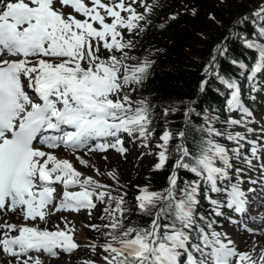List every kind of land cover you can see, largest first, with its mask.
<instances>
[{"label":"snow or ice","instance_id":"1","mask_svg":"<svg viewBox=\"0 0 264 264\" xmlns=\"http://www.w3.org/2000/svg\"><path fill=\"white\" fill-rule=\"evenodd\" d=\"M172 7L0 0V264L82 246L81 264H264V112L249 106L264 104V0L210 6L208 54L157 131L139 90L159 50L137 49L147 31L200 14L198 0ZM134 147L150 165L135 185L111 159ZM60 210L98 219L87 224L97 237L78 242Z\"/></svg>","mask_w":264,"mask_h":264},{"label":"trees","instance_id":"2","mask_svg":"<svg viewBox=\"0 0 264 264\" xmlns=\"http://www.w3.org/2000/svg\"><path fill=\"white\" fill-rule=\"evenodd\" d=\"M165 3H171L172 8H165V12L175 10V6L181 0H164ZM196 2V0H193ZM200 6V14L193 17L190 13L181 15L179 19L171 22L169 26L160 30L154 28L147 31L140 43L142 47L137 49L138 55H143L150 47L159 50L155 57L154 71L151 78L139 90V94L150 97L156 104L155 112L158 118L160 131L164 127L163 109L169 106V102L174 103L188 99L190 86L198 75V65L204 59L209 51V42H205L201 36V32L205 30L207 21L206 13L212 10L210 6H216L217 0H198ZM219 11V9L217 8ZM254 53H246V57L251 59ZM213 95H215L213 93ZM217 104H223V100L216 98ZM182 108L177 113L170 114L167 119L172 122L173 128H179L182 124ZM150 167L148 163L141 166L142 172L139 170L137 179L131 181L133 185L137 182L144 181L147 175V169ZM166 180V176L157 177L153 184ZM160 186H163L161 183ZM97 237L98 233L95 232Z\"/></svg>","mask_w":264,"mask_h":264},{"label":"rangeland","instance_id":"3","mask_svg":"<svg viewBox=\"0 0 264 264\" xmlns=\"http://www.w3.org/2000/svg\"><path fill=\"white\" fill-rule=\"evenodd\" d=\"M85 2H90V0H85ZM260 104L258 103L257 106V115H259L261 112H264V108L260 109ZM127 155V159H123L121 157L118 156V154H115L113 152V155L111 156V159L113 161V167H117L118 170L123 174V176L127 179L130 178L131 181H135L137 179L136 173L139 174V170L140 172H142L141 170V166L144 165L145 163H148L146 160H144L143 158H137L139 156V149L138 148H132L131 151L129 153L126 154ZM87 174H91V170H85ZM61 213H64V215H67V218L69 220V222L71 224H74L75 227H77L78 225H83L89 239H94L95 238V234H94V230L90 229L87 227L88 223H92V222H98V219H94V218H89L87 216L86 213H76L74 211L69 212V211H65L62 210ZM55 215V214H53ZM52 215V216H53ZM90 240V241H91ZM90 243V242H89ZM79 254V258L77 261L74 262V264H81L80 261L86 257V256H90L91 252L89 249H87L86 246H82L79 250L76 251ZM75 254V252H73L70 255V258H73V255ZM48 256H45V258H47ZM72 260H69L68 264L71 263Z\"/></svg>","mask_w":264,"mask_h":264},{"label":"bare ground","instance_id":"4","mask_svg":"<svg viewBox=\"0 0 264 264\" xmlns=\"http://www.w3.org/2000/svg\"><path fill=\"white\" fill-rule=\"evenodd\" d=\"M61 196V195H59ZM62 211L60 210V215L65 216L67 221L69 222L67 215H64V213H61ZM58 217L56 215L52 216V220L55 221L57 220ZM63 221H61V226H63ZM70 223V222H69ZM71 224V223H70ZM76 229V236L78 237V242L79 240H86L88 243L91 242L83 225H78L75 227ZM77 250H74L75 254L73 255V258H70L71 254L68 253H62L58 257H53L50 256L45 259V254L42 256V259L44 260L45 264H68L69 260H72L71 263L69 264H74L75 261L78 260L79 254L76 252ZM0 260L5 261V260H10V257H8V254L4 253L2 250H0ZM81 262V261H80Z\"/></svg>","mask_w":264,"mask_h":264}]
</instances>
